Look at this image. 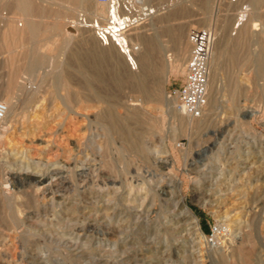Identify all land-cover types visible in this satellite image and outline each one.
Instances as JSON below:
<instances>
[{
  "label": "rangeland",
  "instance_id": "1",
  "mask_svg": "<svg viewBox=\"0 0 264 264\" xmlns=\"http://www.w3.org/2000/svg\"><path fill=\"white\" fill-rule=\"evenodd\" d=\"M0 1V102L13 73L23 81L0 126V264H264V76L252 61L259 52L253 34L260 32L249 24L245 35V27L234 25L248 0H186L185 18L167 23L163 11L136 28L140 41L157 37L161 49L160 102L122 80L133 73L116 49L118 67L92 62L90 51L102 46L89 28L68 22L100 8L94 0L82 8L86 13H70L68 3L33 0L45 11L37 18L43 28L55 21L61 30H49L50 39L38 44L16 39L11 51L3 32L9 23L23 29L25 18L9 6L12 0ZM171 28L179 29V44L188 52L195 29L212 28L216 39L227 34L215 100L197 132L182 130V115L168 98L185 77L168 78L167 62L176 54ZM136 29L129 39L138 45ZM33 45L41 47L40 64L28 70ZM117 77L122 86L114 83ZM106 109L113 121L106 120ZM139 114L143 119L134 117ZM115 121L131 135L117 130ZM35 176L45 178L43 184ZM214 225L227 232L211 245Z\"/></svg>",
  "mask_w": 264,
  "mask_h": 264
},
{
  "label": "bare ground",
  "instance_id": "2",
  "mask_svg": "<svg viewBox=\"0 0 264 264\" xmlns=\"http://www.w3.org/2000/svg\"><path fill=\"white\" fill-rule=\"evenodd\" d=\"M36 1V0H35ZM35 1L33 0H12V2L10 1L8 4L9 6L13 7L15 9V11L22 17L25 18V25H24V28L19 30L18 29V25H14V24H10L9 22V25L8 27L6 26V30L3 32V37H4V42H5V49L7 50H10L12 48H14V46L16 45L14 40L18 39L22 42L23 44V40H25L26 38V41L29 40V41H33L35 44L37 43V41L39 42L40 40H44V39H50L51 35H46L47 32L50 30V34H53L54 31H57V30H61V24L60 22H55L50 25L49 24V28L47 29V25L45 28H43L44 26V23L43 21L38 20L37 18H40L43 14H45V11L42 7H40V5L37 3L35 4ZM57 3H60V4H63V3H68V6H66V9L69 10L70 13H73L75 12V10H78V9H82L83 7L86 6V3L89 1V0H55ZM91 1V0H90ZM147 2V0H145ZM207 3L210 1V0H205ZM1 2V1H0ZM47 2V1H46ZM204 2V1H203ZM249 2V5L248 6H251V8H248V6L246 5L245 9L242 8L241 11H239L238 15H237V18H236V21L234 22L236 28H239L241 26L245 27V35H247V26L249 24H252L253 27H254V31H259L260 33L259 34H253L254 36L257 37L258 41H257V44L259 45V52L257 53V55H255L254 59L252 60L253 61V64H254V67H255V70L257 72V75L258 76H264V11H262L264 9V0H248ZM59 4V5H60ZM209 4V3H208ZM42 5V3H41ZM58 5V4H57ZM58 5V6H59ZM99 5V4H98ZM164 5V4H163ZM162 5V6H163ZM46 6V5H45ZM44 6V7H45ZM203 6H206V5H203ZM100 8H97L95 11H92L90 12L89 14V18H91L92 20H90V22H94V20H97V19H102V20H105L106 18L109 17L110 13H109V10L102 6V5H99ZM46 8V7H45ZM164 9V11L166 12L167 11V15H165V20L167 21H170V20H175L176 18L182 16L185 12H186V9H184V6L183 4H181V2H175L174 0H169L165 3V5L163 7H161ZM205 8V7H204ZM209 7H207L208 9ZM263 8V9H262ZM84 9V8H83ZM82 9V10H83ZM207 9H204V10H207ZM262 9V10H261ZM49 10V8L47 9ZM81 10V11H82ZM51 11V10H50ZM262 11V12H261ZM80 12V11H79ZM83 12H87V11H84ZM165 12H161L159 13L157 16H155V19L160 17V15L162 13H165ZM47 15H48V12H46ZM225 13V12H224ZM227 13V12H226ZM186 14H188L186 12ZM230 14V13H229ZM67 15V13H66ZM185 15V14H184ZM183 15V17H184ZM228 15V13H227ZM86 16V14H85ZM191 16V15H190ZM226 16V15H225ZM10 17V16H9ZM65 17V16H64ZM76 17V16H75ZM164 17V16H163ZM182 17V18H183ZM206 17V16H205ZM221 17V16H220ZM46 18V16H45ZM73 18V17H72ZM161 18V17H160ZM185 18V17H184ZM261 21V24L259 22H256L257 20ZM16 19V18H15ZM44 19V17H43ZM58 19V18H57ZM224 19V18H223ZM234 19V18H233ZM59 20V19H58ZM211 20H213L211 18ZM47 21V20H46ZM45 21V23H46ZM226 21V19H225ZM7 22V21H6ZM61 22H63L61 20ZM161 22H164L161 20ZM177 22V21H175ZM15 23V22H14ZM48 23V22H47ZM68 23H70L69 25L73 26V27H83L82 29L84 28H89L87 23L88 21H85V23L83 22H79V21H69ZM223 23V22H222ZM20 25V24H19ZM211 25V24H210ZM261 25L262 28H258L259 26ZM171 26V24H170ZM213 26V24H212ZM228 26V25H227ZM211 27V26H210ZM178 28H179V25H178ZM178 28H171L168 30L169 34L171 35L173 41L176 43V54H175V58H170L167 62V66H168V78H170L171 76H178L179 74H184L185 75V59H186V56H187V49L189 48V46L187 47H184L183 45L179 44V38L181 37L180 33H179V29ZM63 29V28H62ZM90 29V28H89ZM138 29V28H137ZM136 29V31H134V33L137 35L136 36V40L137 42L139 43L138 45L141 46V51H139L136 55V60H135V67L132 68V67H129L130 70L132 71L133 73V77H128V76H124L122 78L123 79H127L129 81V83L135 87V88H138L140 93L144 94L147 98H149L151 101H155V102H160L162 100V93H161V90H160V86H161V75L163 74V72L165 71V65H163L161 62H160V54H161V49L158 45V41H157V37L155 38H145L143 41H140L138 38H139V32ZM210 29V28H209ZM212 29V28H211ZM227 29V28H226ZM86 30V29H85ZM91 30V29H90ZM93 31V30H91ZM225 31V30H224ZM59 33V32H58ZM133 33V32H132ZM133 33V35H135ZM214 33L216 34L215 30H214ZM253 33V32H252ZM49 34V32H48ZM94 36H95V33L93 31ZM243 33H241V36H242ZM55 35V33H54ZM131 35V34H130ZM219 35V34H218ZM227 34L225 33V35H221V37H219L218 39L215 38V43H214V48H213V53H212V58H211V63H210V68H211V73H210V82H209V103H208V107L210 106L211 104V99H214L211 98L212 95L215 93V87L213 85V83L215 82V78L217 77V62L218 60L221 58V56L223 55V47L225 46L226 44V36ZM250 35V34H248ZM53 36V35H52ZM216 36V35H215ZM239 36V35H238ZM244 36V35H243ZM240 37V36H239ZM250 39V37H249ZM7 40H10V41H13V42H8ZM85 40V43H88L89 42V38L85 37L84 38ZM97 40V39H96ZM243 40V39H242ZM248 40V39H247ZM251 40V39H250ZM17 41V40H16ZM91 41V40H90ZM130 41H132L130 39ZM67 42V40H66ZM230 42V41H229ZM241 42V41H240ZM33 43V44H34ZM65 43V42H64ZM95 43V42H94ZM235 43V42H234ZM38 44V43H37ZM93 44V43H92ZM97 44V43H95ZM230 44V43H229ZM236 44V43H235ZM187 45V44H186ZM185 45V46H186ZM234 45V44H233ZM35 46V45H33ZM60 46L64 47V44H61ZM79 46V45H78ZM100 46H102L100 48V50H97L95 47L90 51L91 52V55L93 56V59L94 61H92L94 63V65L96 64L97 66L103 64L104 62H106L107 64L112 65L111 63L114 62V64L118 67V65L120 64L118 61H117V57L115 58V53L112 52V49H116V51H118V49L113 45V44H109V46H103L100 44ZM69 47V46H68ZM40 46L37 47H32L30 50H29V53H28V56H29V61L27 62V69L28 70H35V68L40 64V60L38 58L39 56V50H40ZM67 48V47H66ZM233 48V47H231ZM60 50V51H59ZM13 51V50H12ZM57 51V49H56ZM59 52H62L63 50L61 49H58ZM65 52V51H64ZM16 53V51H15ZM14 53V54H15ZM189 53V52H188ZM115 54V55H114ZM118 56L119 57H122L124 58L120 52L118 51ZM71 55V54H70ZM74 55V54H73ZM235 55V54H233ZM14 56V55H13ZM68 57V56H67ZM19 58V57H18ZM44 58V57H43ZM71 59V58H69ZM74 59V58H73ZM85 59H88L87 57ZM91 59V57H90ZM119 59V58H118ZM121 59V58H120ZM119 59V60H120ZM45 60V59H44ZM75 60V59H74ZM15 61V60H14ZM80 61V60H78ZM123 61V60H122ZM121 61V62H122ZM124 61L127 63V60L124 58ZM64 62V61H63ZM61 62V63H63ZM83 62V61H82ZM14 63V62H13ZM66 63V62H65ZM19 64V63H17ZM21 64V63H20ZM64 64V63H63ZM124 64V63H123ZM252 64V65H253ZM85 65V64H84ZM90 65V64H89ZM18 66V65H16ZM61 66V65H60ZM71 66V64H70ZM75 66V65H74ZM87 66V65H86ZM103 66V65H102ZM108 66V67H109ZM124 66V65H123ZM129 66V65H128ZM11 67V66H10ZM22 67V66H21ZM111 67V66H110ZM90 68V67H89ZM11 69V68H10ZM17 69V68H16ZM97 69V68H96ZM26 70V69H25ZM100 70V69H99ZM107 70V69H106ZM114 70V69H113ZM117 70V69H116ZM11 71V70H10ZM13 71V70H12ZM20 71V69L18 70ZM23 71V70H22ZM90 71V70H89ZM94 71V70H93ZM92 71V72H93ZM101 71V70H100ZM105 71V70H104ZM91 72V73H92ZM17 73V71L15 72ZM15 73H11L12 76H11V80L8 83L7 85V90H6V93H7V99H4L2 102L6 105V112H5V119L3 120L4 123H7L8 121V117L9 115L12 113V106L13 104L10 102V100L12 99V93L15 91V90H19L20 89V83L23 82H16V79L17 78V74ZM94 73V72H93ZM113 73V72H112ZM96 74V73H95ZM109 74V73H108ZM111 74V73H110ZM114 74V73H113ZM117 75V74H116ZM121 75V74H120ZM114 76V75H113ZM118 76V75H117ZM19 77V76H18ZM21 77V76H20ZM100 77V76H99ZM22 79V77H21ZM111 80V79H110ZM99 81V80H98ZM92 82V81H91ZM103 82L105 83L106 80H103ZM116 82V85H119V83H121V78L120 77H117L116 79H114V83ZM63 83V82H62ZM102 83V82H101ZM25 86V85H23ZM121 86H122V83H121ZM120 86V87H121ZM27 87V86H26ZM110 87V85H109ZM262 90H263V95H264V85L262 86ZM21 91V90H19ZM111 91V90H110ZM138 91V92H139ZM31 92V91H30ZM66 92V91H65ZM96 92V91H95ZM24 93V92H23ZM97 93V92H96ZM30 94V93H29ZM32 95V94H31ZM67 95V94H66ZM218 95V94H217ZM30 96V95H29ZM61 96V95H60ZM214 96V95H213ZM33 97V96H32ZM23 98V97H22ZM27 100V98H25ZM95 100V99H94ZM215 100V99H214ZM219 100V99H218ZM30 101V99H29ZM62 101V100H61ZM28 102V101H27ZM31 102V101H30ZM34 102V101H33ZM143 101H141V104H132L133 106H141L143 105L142 103ZM215 102V101H214ZM213 102V103H214ZM34 105V104H33ZM212 106V105H211ZM15 107V106H14ZM70 110V109H69ZM208 110V109H207ZM107 111V109H106ZM133 112V111H132ZM217 112V111H215ZM143 113V112H142ZM145 113V112H144ZM180 115L181 116V121H182V130L183 131H186L188 132V130H194L195 132L199 131V129L201 128V126L199 125L200 123L202 122H199L198 120L199 119H193V118H190V117H186L184 116L180 111H179ZM212 115V114H211ZM135 118H142L141 115H134ZM150 117V116H149ZM105 118H107L106 120H112V115L110 112L107 111V114H105ZM203 118H205L203 116ZM129 119V118H128ZM150 119V118H149ZM241 119V118H240ZM104 120V119H103ZM105 120V121H106ZM113 121V120H112ZM140 121V120H139ZM144 121V120H143ZM199 122V123H198ZM13 123V122H12ZM60 123V122H59ZM110 123V122H109ZM116 123V128L117 130H119L122 134H124L125 136H130L131 135V132L129 130H127L126 127L123 126V124H121L120 122H117L115 121ZM142 123V122H141ZM113 124V123H111ZM232 124V123H231ZM141 125V124H140ZM143 126V125H142ZM203 127V126H202ZM161 129V128H160ZM176 129V128H175ZM161 131V130H160ZM135 132V131H134ZM120 133V134H121ZM121 134V136H122ZM135 135V134H134ZM120 136V137H121ZM142 150V149H141ZM22 168V167H21ZM20 168V169H21ZM35 170V169H34ZM46 171V170H45ZM44 173V172H43ZM27 176V175H26ZM30 176V175H29ZM28 176V177H29ZM33 176V175H32ZM52 176V175H51ZM57 176V175H56ZM118 176V175H117ZM27 177V179H28ZM39 177V176H38ZM53 177V176H52ZM51 177V178H52ZM32 178L33 180H37V183H42L44 182V179L45 178H37L36 176L33 178V177H30ZM37 178V179H36ZM26 179V178H25ZM26 179V180H27ZM29 180V179H28ZM48 181V180H47ZM50 181V180H49ZM52 183V182H51ZM38 185V184H37ZM68 187V186H67ZM45 190V189H44ZM49 191V190H48ZM29 196V195H28ZM11 197V196H10ZM13 197V196H12ZM25 199V198H24ZM29 198H27L28 200ZM32 201V200H30ZM3 201H1L2 203ZM11 202V201H10ZM9 202V203H10ZM25 202V201H24ZM29 201H27L28 203ZM26 204V203H25ZM29 204V203H28ZM8 205V204H7ZM14 205V204H12ZM11 205V206H12ZM3 210V208H1V211ZM13 210V209H12ZM14 211V210H13ZM15 212V211H14ZM9 213V212H8ZM6 217V216H4ZM9 217V216H8ZM7 217V218H8ZM228 217V216H227ZM239 217V216H238ZM237 217V218H238ZM11 218V217H9ZM236 218V216L234 217ZM234 220V219H233ZM241 220V219H240ZM2 221V220H1ZM236 221V220H235ZM234 221V222H235ZM4 222V221H3ZM11 222V221H10ZM13 222V220H12ZM11 222V223H12ZM233 222V223H234ZM237 222H238V219H237ZM236 222V223H237ZM241 222V221H240ZM8 223V221H7ZM235 224V223H234ZM230 225V224H229ZM228 225V229L230 230V226ZM15 226V225H14ZM33 234V233H32ZM56 234V233H55ZM6 235V234H5ZM31 235V233H30ZM245 235V234H244ZM88 236V235H87ZM199 236V235H198ZM248 236V235H247ZM246 236V237H247ZM2 237V236H1ZM34 237V236H33ZM61 237V235L59 236ZM97 237V236H96ZM43 238V237H42ZM203 238V237H201ZM25 239V238H24ZM89 240V239H88ZM245 240V239H244ZM25 241V240H24ZM94 241V240H93ZM241 242V241H240ZM243 242V240H242ZM23 243V241H22ZM26 243V241H25ZM24 243V245H25ZM37 243V242H36ZM45 243V242H44ZM46 244V243H45ZM94 245V244H93ZM119 245V244H118ZM38 246V245H37ZM36 246V247H37ZM48 246V245H47ZM51 246V245H50ZM22 247V246H21ZM25 247V246H24ZM29 248V247H28ZM28 248H25V249H28ZM50 248V247H49ZM49 248L47 247V249L49 250ZM39 249V248H37ZM1 250V249H0ZM34 250V249H33ZM79 250V249H78ZM26 251V250H25ZM36 250H34L35 252ZM38 251V250H37ZM21 252V251H19ZM31 252V251H30ZM29 252V253H30ZM57 252V251H56ZM27 253V252H26ZM18 254V253H17ZM24 255V254H23ZM35 255V254H34ZM25 257V255H24ZM27 257V256H26ZM85 257V256H84ZM46 259V258H45ZM47 260V259H46ZM45 260V261H46ZM74 260V259H73ZM24 261V260H23ZM39 261H42V260H39ZM249 261V260H248ZM26 262V261H25ZM32 262V261H31ZM36 262V261H35ZM34 262V263H35ZM48 262V261H47ZM18 263V262H17ZM45 263V262H44ZM42 263V264H44ZM29 264V263H28ZM47 264V263H46ZM49 264V262H48ZM109 264V263H108Z\"/></svg>",
  "mask_w": 264,
  "mask_h": 264
},
{
  "label": "built area",
  "instance_id": "3",
  "mask_svg": "<svg viewBox=\"0 0 264 264\" xmlns=\"http://www.w3.org/2000/svg\"><path fill=\"white\" fill-rule=\"evenodd\" d=\"M109 10L105 20L90 22L88 16L81 15L79 22L88 21L98 42L103 46L113 44L127 60L129 67H135L136 55L140 46L129 39L131 31L147 23L159 13L163 6H153L145 0H94ZM186 0H175L182 2ZM245 9V7H243ZM215 33L211 29H195L190 32L188 42L190 51L185 65V77L180 87L172 89L168 98L184 116L201 119L209 103L210 63L215 43ZM6 105L0 102V126L5 119ZM180 146V145H179ZM226 228L220 225L211 227L208 237L211 245H216Z\"/></svg>",
  "mask_w": 264,
  "mask_h": 264
}]
</instances>
